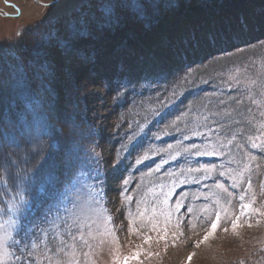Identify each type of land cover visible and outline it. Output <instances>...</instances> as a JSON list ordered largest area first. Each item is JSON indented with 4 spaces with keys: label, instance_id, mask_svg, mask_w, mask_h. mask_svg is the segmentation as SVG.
I'll list each match as a JSON object with an SVG mask.
<instances>
[{
    "label": "rangeland",
    "instance_id": "1",
    "mask_svg": "<svg viewBox=\"0 0 264 264\" xmlns=\"http://www.w3.org/2000/svg\"><path fill=\"white\" fill-rule=\"evenodd\" d=\"M37 1L0 0V264H264V1Z\"/></svg>",
    "mask_w": 264,
    "mask_h": 264
},
{
    "label": "trees",
    "instance_id": "2",
    "mask_svg": "<svg viewBox=\"0 0 264 264\" xmlns=\"http://www.w3.org/2000/svg\"><path fill=\"white\" fill-rule=\"evenodd\" d=\"M4 63H5V61L2 63V65H4ZM6 64V63H5ZM0 65H1V63H0ZM23 94V95H22ZM19 97H22V96H24V95H28V97H27V100L28 101H26V102H28L31 106H33V104L32 103H30V101L31 100H33V98H32V94L30 93V92H26V93H22ZM29 95H31V96H29ZM36 101H39V99H36ZM25 101L24 100H22V102L21 103H24ZM43 103H44V101H42ZM37 102H35V104H36ZM36 107V106H35ZM34 107V108H35ZM21 123V122H20ZM39 123V122H38ZM40 124V123H39ZM41 124H43L44 125V122H42ZM44 128H45V125H44ZM42 129V128H41ZM50 127H48V124H46V128H45V130H44V132H43V136L41 137V139L42 140H44V143H48V145L49 144H51L50 146H52V147H58V142H57V140H55V142L53 141L54 140V138H53V135H52V137L51 138H49V135H47V134H49L50 133ZM49 130V131H48ZM54 132V131H53ZM2 136H1V134H0V138H1ZM2 143H3V141L2 140H0V148H1V151H2ZM13 143V142H12ZM20 144H21V141L19 140V143H18V146H20ZM60 146V145H59ZM45 147V146H44ZM48 147V146H47ZM45 149V148H44ZM4 152V151H3ZM2 152V153H3ZM43 152V154H41V156L39 157L40 158V162L42 163V164H47L49 161H52V155H50L49 153H46L45 151H42ZM17 157V156H16ZM3 159V157H2V155L0 156V162H2V164H4V167L6 168L7 167V165L8 164H10L9 163V161H12L11 159H8L7 160V162H5L6 161V158L4 157V159ZM5 164H7V165H5ZM34 165H36V163H34ZM72 166H75V165H73L72 164ZM74 170V169H73ZM8 171H6V173H7ZM35 173H36V171H34ZM8 174V173H7ZM36 175H33L32 176V178L34 177V179L33 180H35V181H37V179L38 178H36L35 177ZM40 181V180H39ZM36 185V184H35ZM30 190V195H29V198H31L32 196L33 197H37V199L38 200H36V199H34V198H31L29 201H30V204H31V208H37V210L38 209H40V207H42V206H44L45 205V203H44V200H43V196L41 195V196H37V194H35V193H33L34 192V188H30L29 189ZM51 195L52 194H48V196L46 195V200H50V197H51ZM45 196V195H44ZM48 204V203H47ZM42 205V206H41ZM33 206V207H32ZM40 206V207H39Z\"/></svg>",
    "mask_w": 264,
    "mask_h": 264
},
{
    "label": "snow or ice",
    "instance_id": "3",
    "mask_svg": "<svg viewBox=\"0 0 264 264\" xmlns=\"http://www.w3.org/2000/svg\"><path fill=\"white\" fill-rule=\"evenodd\" d=\"M254 146H255V145H254ZM127 183H128V181L125 180V181H124V184L127 185ZM241 200H243V197H241ZM21 202H22V203H27L28 201H27L26 199H24L23 197H21ZM241 207L244 208V207H246V206H245V205H241ZM242 214H243V212H242ZM108 219L111 220V217H109ZM219 220H220V216H219V214H217L216 222L212 223V225H211L212 233H210V235H211V234H214V232H215V230H216V228H217V226H218ZM249 226H251V225H249ZM232 227H233V230H235V229L238 227V221H234L233 224H232ZM225 231H227V229H225ZM81 239H83V236H81ZM145 239H146V240H150V237H145ZM204 239L207 240V239H208V236L206 235V236L204 237ZM139 255H140V252L137 251V252L135 253V256L138 258ZM126 259H127V258H126ZM189 260H191V256H189ZM125 264H126V262H125Z\"/></svg>",
    "mask_w": 264,
    "mask_h": 264
},
{
    "label": "water",
    "instance_id": "4",
    "mask_svg": "<svg viewBox=\"0 0 264 264\" xmlns=\"http://www.w3.org/2000/svg\"><path fill=\"white\" fill-rule=\"evenodd\" d=\"M37 3L42 4V3L38 2V1H37ZM52 3H53V2H52ZM43 5H44V6H49V5H51V4H47V5H46V4H43Z\"/></svg>",
    "mask_w": 264,
    "mask_h": 264
},
{
    "label": "bare ground",
    "instance_id": "5",
    "mask_svg": "<svg viewBox=\"0 0 264 264\" xmlns=\"http://www.w3.org/2000/svg\"><path fill=\"white\" fill-rule=\"evenodd\" d=\"M261 1H264V0H261ZM39 2V1H38ZM41 3V2H40ZM22 16H24V13H23V10H22Z\"/></svg>",
    "mask_w": 264,
    "mask_h": 264
}]
</instances>
